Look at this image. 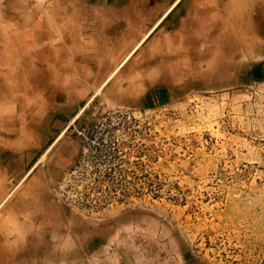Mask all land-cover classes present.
<instances>
[{"label": "crops", "instance_id": "0c3cea01", "mask_svg": "<svg viewBox=\"0 0 264 264\" xmlns=\"http://www.w3.org/2000/svg\"><path fill=\"white\" fill-rule=\"evenodd\" d=\"M253 11L264 0H0V264H81L87 230L54 189L72 128L98 98L132 108L240 80L228 59Z\"/></svg>", "mask_w": 264, "mask_h": 264}, {"label": "rangeland", "instance_id": "374dc122", "mask_svg": "<svg viewBox=\"0 0 264 264\" xmlns=\"http://www.w3.org/2000/svg\"><path fill=\"white\" fill-rule=\"evenodd\" d=\"M251 20L254 33L235 30L246 49L225 56L240 80L132 108L98 98L72 128L78 153L54 189L87 230L70 247L81 264H264V77L249 76L264 64V11ZM84 124L112 156L79 141Z\"/></svg>", "mask_w": 264, "mask_h": 264}, {"label": "built area", "instance_id": "2783aa9c", "mask_svg": "<svg viewBox=\"0 0 264 264\" xmlns=\"http://www.w3.org/2000/svg\"><path fill=\"white\" fill-rule=\"evenodd\" d=\"M75 136L79 139V141L87 145L94 154H99L103 158L105 156H112L114 151L110 148V140L100 133L96 126H90L89 124H84L79 128L74 129ZM100 157V156H99Z\"/></svg>", "mask_w": 264, "mask_h": 264}, {"label": "trees", "instance_id": "16d2710c", "mask_svg": "<svg viewBox=\"0 0 264 264\" xmlns=\"http://www.w3.org/2000/svg\"><path fill=\"white\" fill-rule=\"evenodd\" d=\"M254 81H262L264 77V64H260L251 70V75H249Z\"/></svg>", "mask_w": 264, "mask_h": 264}, {"label": "bare ground", "instance_id": "6f19581e", "mask_svg": "<svg viewBox=\"0 0 264 264\" xmlns=\"http://www.w3.org/2000/svg\"><path fill=\"white\" fill-rule=\"evenodd\" d=\"M157 25V24H156ZM53 28V27H52ZM53 30V29H52ZM245 36V35H244ZM32 63V62H31ZM29 71V70H28ZM30 76V75H29ZM33 78V77H32ZM35 78V77H34ZM32 80V79H31ZM64 131V130H63Z\"/></svg>", "mask_w": 264, "mask_h": 264}]
</instances>
